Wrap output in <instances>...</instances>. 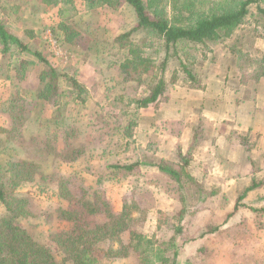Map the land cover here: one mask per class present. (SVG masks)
<instances>
[{
    "label": "rangeland",
    "instance_id": "rangeland-1",
    "mask_svg": "<svg viewBox=\"0 0 264 264\" xmlns=\"http://www.w3.org/2000/svg\"><path fill=\"white\" fill-rule=\"evenodd\" d=\"M169 1L173 2L155 0V3L158 2L161 7ZM260 2L259 5L264 7V0ZM75 6L77 14L67 19V22L74 24L80 36L74 44H65L62 32L57 30L60 21L58 8L47 9L39 0H0V20L8 30L32 51L40 53L56 70L73 76L80 69L82 72L79 74L83 75L80 80L87 90L82 95L84 101L80 102L75 99L76 95L71 94L70 85L60 80V93L63 97L53 96L51 99L53 103L60 100V104L51 105L42 99H35L32 90L38 85L35 79L45 68L44 64L27 52L18 57L14 53L18 48L11 54H0V122L10 120L7 110L9 98L16 95L23 97L20 103L22 114L18 116L22 125L17 133L8 134L0 129V166L8 161H25L31 165L25 172L29 170L32 173V180H23L12 187L9 184L10 173L0 172L5 198L25 200L24 215L13 213L14 205L7 211L6 206L0 202V218L13 216L16 225L35 241L47 246L61 262L62 256L50 240L51 235L66 226L59 219L57 210L74 207L83 187L95 186L98 182L96 186L100 188L108 208L93 215L80 210L81 215L85 220L103 223L108 212L117 214L122 210L125 200L134 199L141 208L146 209L147 217L135 225L133 230L148 239V245L142 244L141 249L147 248L143 252L150 256L152 262L157 253L171 256L177 248L176 264H259L254 253L264 249V214L251 212L249 203L241 208L245 211H241V217L238 214L228 220L214 219L213 209H207L208 203H203L205 194H200L202 191L196 187H190L183 181L178 183L168 176L158 177V173H142L143 170L137 167L131 171L107 168L109 164L125 166L139 160H157L154 154L144 151L141 144L145 142L149 131L153 132L151 150L156 152V138H159L156 135L157 129H160L162 120L169 121L167 117L172 113L147 117L148 112L136 108L134 102L162 73L166 81L175 80L176 86L182 88L198 86L199 80L206 75L222 73L235 79L242 77L251 86L264 80V77L252 79L256 65H247L249 67L245 74H242L238 66L243 60H247L244 64H248V60L259 62L264 59V31L256 4L250 7L252 16L246 18L241 28L226 43H209L207 47L190 44L170 47L169 57L163 62L162 45H158L155 39L150 40L145 51L152 56L155 65L140 81L134 77L125 81L119 75L118 58L121 60L120 55L124 53L110 46L116 35L129 32L135 26L133 9L128 4H122L117 9L103 7L101 10L86 11L81 0H75ZM46 36L55 40V47L47 43ZM143 37V32L133 31L130 38L140 43ZM226 44L235 45L241 50L243 60L231 54ZM20 58L36 62L23 82L15 78ZM186 71L194 81H191ZM168 87L173 88L172 84H168ZM130 122L134 126L128 127ZM168 134L166 132L165 136ZM251 135L246 146L252 154V161L247 167L255 171L264 156V152L260 153L258 148L259 137L264 133ZM262 144L264 141H261V148ZM259 173L264 178V170L260 168ZM62 178L67 180L64 187L70 198L64 199L58 195ZM147 183L160 184L162 190L158 191L154 187L149 189ZM157 191L177 198L185 195L183 212L173 209L169 201L164 202L163 197L159 199L158 193H155ZM162 203L164 205L161 207ZM250 204L264 208V201ZM138 214L133 212L132 216L138 217ZM221 226L229 227L222 230ZM177 227L181 230L175 235ZM171 236L175 237L173 243L169 241ZM121 239L126 245L129 233L121 234ZM109 246L113 251L119 249L117 242H103L93 248L91 255L97 259L96 264H138L141 249L129 248L127 257H120L113 253L108 255Z\"/></svg>",
    "mask_w": 264,
    "mask_h": 264
},
{
    "label": "trees",
    "instance_id": "trees-1",
    "mask_svg": "<svg viewBox=\"0 0 264 264\" xmlns=\"http://www.w3.org/2000/svg\"><path fill=\"white\" fill-rule=\"evenodd\" d=\"M260 1L262 0H173V2H166L159 7V1L155 3V0H81L86 11H93L100 7L117 9L122 4H128L133 9L136 16L135 26L129 32L117 35L110 45L111 49H117L124 53L120 55L121 60L118 58L117 70L119 75L126 79L125 81H129L133 77L135 80L140 81L141 77L149 74L150 69L154 67L155 62L152 56L145 51L147 44L150 45L152 39H155L158 45H162L164 51L163 62H166L169 57L168 49L170 47L176 48L178 45L189 44L207 47L209 43H226L241 28L246 18L252 16L250 7L254 4H256L257 15L264 31V7L259 5ZM39 2L47 9L58 8L57 14L60 16V21L57 30L62 32L64 42L74 44L80 33L76 30L74 24H68L67 19L74 18L77 14L75 0H39ZM133 31L144 33L140 43L131 40L130 37ZM30 36L32 35L30 34ZM17 48L18 51L14 53L18 57L21 53L27 52L45 66L39 74V87L36 92L38 99H42L51 105L60 104V100L53 103L51 99L53 96L63 97L59 87L60 80H63L70 85L71 94L76 95L75 99L81 102L84 101L82 95L87 90L83 85L52 67L40 53L32 51L13 35L6 24L0 20V54H11ZM228 48L231 54L238 56L239 60H243L241 50L237 49L235 45H228ZM154 52L158 51L154 50ZM246 62L247 60H243L238 65L242 74L246 73L245 70L249 66L256 65L252 79L258 80L264 77V59H260L259 62L248 60L249 63L244 64ZM35 63L32 60L20 58L19 67L15 71V78L23 80L26 74L35 66ZM161 65H164V63ZM186 74L190 76L188 71H186ZM191 79L195 80L192 77ZM242 81L245 83L246 80L242 78ZM174 82L175 80L166 81L162 73L159 78L154 80L153 85L148 86L147 91L137 97L138 99L134 102L136 108H146L156 102L163 95L166 86ZM22 102L23 98L18 95L13 96L9 101L7 110L12 121V128L8 131L4 130L5 133H17L19 127H21L22 123L19 122L18 116L22 114L23 107L20 104ZM132 126L134 125L130 122L128 127ZM128 133L130 136L131 130ZM152 164L170 178L178 180V182L181 180L180 172L176 170L174 165H168L163 161ZM28 166L31 165L25 161H8L0 166V172L10 173L11 180L9 184L14 187L23 180H32V173L29 170L25 172L26 169H29ZM134 167H137L136 163L125 166L115 165L112 168L131 171ZM59 183L60 192L58 195L64 199L70 198L69 192L64 187L67 180L62 178ZM97 184L98 182H96ZM96 185L83 187L74 207L70 209L59 208L57 210L59 219L65 222L66 226L51 235L50 240L56 245L62 256L61 262L55 258L47 246L35 241L23 228L16 225L13 216H6L0 218V264H66L67 262L72 264H96L97 259L92 257L91 251L97 244L103 242L119 243L118 250L113 251L112 247L109 246L107 252L108 255L113 253V255H120V257H127L129 248L137 250L141 249V245L144 243L148 245V239L133 230L135 225H139L138 223L146 220L147 217L146 209L141 208L134 199L125 200L119 213L108 212L107 219L103 223H95L84 219L80 210H84L88 215H93L101 212L104 208H108L100 188ZM94 195L96 197H93ZM181 201V205H183V200L181 199ZM0 202L6 206L7 211L14 205L15 208L12 212L24 215L23 204H25V200L16 198L7 200L2 182H0ZM183 209L182 206L180 211L183 212ZM133 212H138L139 216H132ZM180 230L181 228L177 227L175 235H178ZM211 230H215V228ZM125 232L129 233V240L126 245L121 239V234ZM169 241L173 243L175 237L171 236ZM144 249L147 248H142V251L138 254V264H176L177 248L174 249L171 256L157 253V255H154L153 262L149 258L150 256L143 252Z\"/></svg>",
    "mask_w": 264,
    "mask_h": 264
},
{
    "label": "crops",
    "instance_id": "crops-1",
    "mask_svg": "<svg viewBox=\"0 0 264 264\" xmlns=\"http://www.w3.org/2000/svg\"><path fill=\"white\" fill-rule=\"evenodd\" d=\"M101 8L103 7L95 10ZM76 71L73 76L69 73L67 75L83 85L80 80L83 75L79 74L82 71L80 69ZM27 75L29 76L30 73L28 72ZM35 81L38 85L32 90V96L34 94L35 99H38L36 92L39 87V75L36 76ZM199 81L198 86H185L186 88L176 86V82L172 84L173 88H167V85L163 95L156 102L146 108H139L148 112L147 117L155 114L168 115L169 112L172 114L167 117L169 121L162 120V126L159 125L160 129H157L158 151L153 153L151 150L154 143L152 140L154 134L151 131L146 135L145 142L141 144V148L154 154L157 160H139L140 162H136L137 168L143 170L142 173L146 172L150 175L158 173V177L159 175L164 177L168 175L152 163L163 161L168 165H174L180 172V181L190 187L198 188L202 191L200 194H205L203 203H208L207 209H213L214 219L228 220L238 214L241 217V211H244L241 208L247 203L251 207V212L264 214V208L260 209L257 205L250 204L264 201V178L259 173L260 168L264 170V156L257 170L250 171L247 165H251L252 154L246 146L247 140L252 136L251 133L259 135L264 133V80L251 86L244 83L242 77L235 79L227 73H222L208 77L206 75ZM8 116L9 121L5 122L4 119L0 122V129L2 128L3 131L12 128L10 115ZM166 132L169 133L167 136H165ZM259 141L258 148L262 153L264 144L261 148V141H264V135L259 137ZM113 166L115 165L109 164L107 168L113 169ZM147 184L149 189L154 187L158 191L162 190L160 184ZM179 187L182 188L181 185ZM208 189L211 191L208 192ZM158 191L155 193L157 194ZM157 197L159 199L163 197L164 202L169 201L171 204L169 206L176 211L181 210V199L183 203L186 199V196L183 199L161 192ZM163 205L164 203L161 207ZM228 227L221 226L220 229L225 230ZM254 256L259 264H264V249L256 251Z\"/></svg>",
    "mask_w": 264,
    "mask_h": 264
},
{
    "label": "built area",
    "instance_id": "built-area-1",
    "mask_svg": "<svg viewBox=\"0 0 264 264\" xmlns=\"http://www.w3.org/2000/svg\"><path fill=\"white\" fill-rule=\"evenodd\" d=\"M45 40L47 41V43L50 45V46H54L55 47V40H51L50 38H48V36L45 37Z\"/></svg>",
    "mask_w": 264,
    "mask_h": 264
}]
</instances>
